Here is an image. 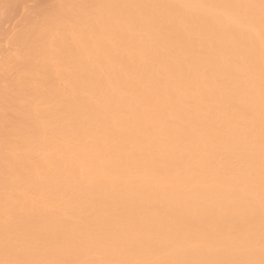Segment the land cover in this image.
I'll return each instance as SVG.
<instances>
[{"label": "bare ground", "instance_id": "1", "mask_svg": "<svg viewBox=\"0 0 264 264\" xmlns=\"http://www.w3.org/2000/svg\"><path fill=\"white\" fill-rule=\"evenodd\" d=\"M247 2L259 0H58L36 21L27 20L18 33L28 75L15 74L7 103L6 77L7 82L13 77L5 52L0 54V237L7 172L9 185L25 201V228L83 241L67 250L68 259H206L210 248H233L249 232L258 248L260 38L258 30L226 31L222 10L212 7ZM78 4L189 7L179 10L183 23L174 10L155 7L97 10L116 17L106 26L59 24L79 11L62 5ZM107 48L120 53L124 67L105 58ZM169 92L191 99L201 129L190 143L152 152L147 144L162 135L159 118L184 124L182 105H169ZM146 104L157 119L145 115L138 122ZM209 110L214 121L206 119ZM249 110L254 120L247 118ZM116 129L124 142L110 134ZM6 131L14 153L10 162ZM249 135L256 142L254 181L237 168L221 190L199 199L186 190L192 171L203 163L199 147L216 143L223 151ZM248 200L256 209L254 219ZM201 201L217 207L216 218L197 214ZM149 203L170 209L171 217L150 216ZM141 217L154 227L134 230L130 222Z\"/></svg>", "mask_w": 264, "mask_h": 264}, {"label": "snow or ice", "instance_id": "2", "mask_svg": "<svg viewBox=\"0 0 264 264\" xmlns=\"http://www.w3.org/2000/svg\"><path fill=\"white\" fill-rule=\"evenodd\" d=\"M2 10L5 15L13 7L3 5ZM79 11L73 15L60 18L58 23L65 28L76 25L95 27L106 26L116 20L112 15H97V10L101 9H127V8H155L165 7L175 11L179 22L183 23L180 17V9L189 7L187 5H101V4H78L68 5ZM222 10V15L226 23V31L238 28L244 32L256 33L260 38V135H259V216L260 232L259 245L254 238V234L249 232L243 237L240 243L233 248H210V258L199 260H138V259H112V260H79L65 258L67 250L79 247L83 241L74 236L62 233H39L25 228L22 224L21 213L24 211L25 201L17 194L15 188L8 183L7 172L5 174V203H4V224L2 237H0V264H264V0L258 3H231L218 6ZM28 6L25 12L28 14ZM8 39V47L5 49L6 64L9 65L13 77L11 82L5 84V100L8 102L10 96L15 92V74L19 72L22 77L28 75L27 56L21 53L24 44L23 36L20 33H13L11 36L5 34ZM105 58L111 63H118L124 67L120 53L107 48L104 51ZM102 67V65H101ZM167 102L169 105H182L179 118L184 121L183 126L177 125L174 121L159 118L161 137L157 141H150L147 148L152 152H164L175 148L181 144L192 141V137L200 132V121L192 117V104L190 98L179 99L176 95L168 93ZM145 115H151L157 119L152 112L151 105H145V113L141 114L138 122L142 121ZM247 118L255 119L254 111L247 112ZM215 112L209 110L206 114L208 121L215 120ZM110 134L117 136L119 142L126 140L125 135L119 130H110ZM255 138L252 135L243 139H234L231 143L220 151V145L205 142L198 151L202 154L203 163L198 169L192 171L191 182L185 183L184 178L178 174L177 179L185 183V188L199 199L203 193L214 192L226 187L224 178L232 176L235 179L236 169L239 168L248 176L249 181H254L257 169V154L255 150ZM6 161L14 153L9 150V140L6 131L5 135ZM189 158L191 153L186 154ZM219 161V164L217 163ZM250 216L255 217V206L253 201L246 202ZM36 207L33 212H36ZM147 213L152 217H171L172 211L162 209L156 203H149L146 208ZM222 211V209H221ZM197 214L200 217L214 219L218 215V209L214 204L201 201ZM130 226L138 232L152 229L144 217L139 221H131ZM113 247L117 246L116 240L108 241Z\"/></svg>", "mask_w": 264, "mask_h": 264}, {"label": "rangeland", "instance_id": "3", "mask_svg": "<svg viewBox=\"0 0 264 264\" xmlns=\"http://www.w3.org/2000/svg\"><path fill=\"white\" fill-rule=\"evenodd\" d=\"M2 1L0 0V6L3 5ZM57 2L58 0H16L10 5L15 6V9L12 7L13 9H10L12 11L9 10L7 15L4 14L2 7H0V49L2 50H0V54L1 52L4 54V47L6 49L7 42H9L5 38V34L11 36L13 33L20 32L25 27L27 20L36 21L45 11L47 13L51 11ZM25 6H28V14L25 12Z\"/></svg>", "mask_w": 264, "mask_h": 264}]
</instances>
